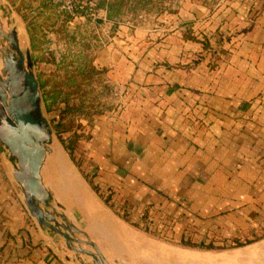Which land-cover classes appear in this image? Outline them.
Wrapping results in <instances>:
<instances>
[{"label":"crops","instance_id":"0c3cea01","mask_svg":"<svg viewBox=\"0 0 264 264\" xmlns=\"http://www.w3.org/2000/svg\"><path fill=\"white\" fill-rule=\"evenodd\" d=\"M225 1L208 10L187 0L150 34L121 26L94 62L121 90L124 109L88 127L79 154L86 175L100 192L110 188L132 223L153 218L162 236L174 230L181 242L264 233V0ZM184 21L196 34H224L215 67L213 54L176 27ZM60 149L46 186L102 249V237L116 234L106 220L128 224L103 208ZM63 162L84 195L63 179ZM16 165L0 142V264H85L32 218Z\"/></svg>","mask_w":264,"mask_h":264},{"label":"rangeland","instance_id":"374dc122","mask_svg":"<svg viewBox=\"0 0 264 264\" xmlns=\"http://www.w3.org/2000/svg\"><path fill=\"white\" fill-rule=\"evenodd\" d=\"M188 1L213 10L216 5L225 0ZM186 2L187 0H154L150 6L142 7L139 12L130 10L125 12L115 22L104 19L102 12L96 20L86 18L67 22L63 14L49 0H0V24L5 30L11 28L18 31L22 50L30 52L37 80L39 78L45 84V89H40L41 104L43 115L54 133L52 149L62 154L60 146L63 148L87 189L90 190L89 182L92 180L86 175L82 166L83 159L79 155L82 154L80 144L86 138L85 133L88 127L99 120V117L117 116L124 109L123 101H120L121 90L107 81L108 70L98 69L94 64L95 59L99 52L111 42L121 26H128L130 29L143 28L150 34L153 30L160 28L159 22L165 16L178 15ZM135 6L134 2L132 8ZM99 8L102 9V7ZM162 8L167 10L160 12ZM28 27L34 32V39L38 46L36 49L32 46ZM176 27L185 28L186 39L200 41L206 54H213L211 66L217 65L220 57L217 53H224V50H220L224 34H220L219 38L214 34L204 35L203 31L201 34H196V27L189 21L178 24ZM162 32L160 34H163ZM3 44L7 45L6 41L0 38V45ZM45 96L51 98L50 109L47 108ZM68 105L70 111L66 114ZM57 127H60V130ZM58 131L63 134L68 144L74 146V160L61 144ZM54 158L55 156L52 162ZM52 162L49 158L46 167L50 169ZM64 162L67 161L64 160ZM48 175L47 172L46 176ZM63 179L68 180L64 176ZM78 183L80 184V181ZM70 187L74 190L72 185ZM109 190L93 191L101 199L102 195L106 198L109 195L112 196L108 193ZM74 193L84 195V193L78 194L77 190ZM61 203L64 205V202ZM110 203L113 205L114 201ZM102 206L117 216L104 202ZM56 210L59 214H68L67 210L62 212L57 207ZM115 210L123 214L118 209ZM58 220L61 222L60 218ZM106 223L116 233L110 242L102 237V251L110 264H264V233L242 237L228 236V238L223 236L216 238L210 235V239L208 236H187L191 240L189 242L193 244L204 243L203 245L209 248L214 244L212 245L214 249L190 248L181 245V237L175 234L174 230H170L164 238L162 235H149L128 223L127 226L117 221L112 224L106 220ZM157 228L153 223L150 225L152 231ZM237 244L243 246L236 248Z\"/></svg>","mask_w":264,"mask_h":264},{"label":"water","instance_id":"95a60500","mask_svg":"<svg viewBox=\"0 0 264 264\" xmlns=\"http://www.w3.org/2000/svg\"><path fill=\"white\" fill-rule=\"evenodd\" d=\"M0 38L7 44L0 45V142L17 163L14 177L24 191L25 206L38 226L61 237L79 260L110 264L98 244L56 210L66 212V207L46 188L54 133L43 115L34 63L30 52L22 50L16 29L0 26Z\"/></svg>","mask_w":264,"mask_h":264},{"label":"trees","instance_id":"16d2710c","mask_svg":"<svg viewBox=\"0 0 264 264\" xmlns=\"http://www.w3.org/2000/svg\"><path fill=\"white\" fill-rule=\"evenodd\" d=\"M154 0H99L98 1V5L99 7H102V9H104L106 11V19L110 22H115L117 19H119L121 16L124 15L125 12L130 11H141L142 7H148L153 3ZM136 3V6L132 8V4ZM62 14L63 17L67 20V22H71V20H73L70 16H68L65 12H62L58 6L54 5ZM167 10L166 8H162V11ZM28 33L29 36L31 38V43L32 46L36 49L38 46L36 45V40L34 39L35 35L33 30H31V28L28 27ZM38 82L40 84V89L44 90L45 89V84L42 83V81L38 78ZM104 88H107L106 86H104ZM51 98H48V96H45L44 100L46 102L47 108L50 109L52 107V105L49 103ZM66 114H69L70 111V107L69 105L66 107ZM60 121H59V125H60ZM58 128V127H57ZM58 130H60V127L58 128ZM68 132V131H67ZM66 132V133H67ZM58 134V138L60 139L61 144L63 145V147L65 148L66 152H68V154L70 155L71 159H73V152H74V146L71 144H68L67 141L63 138V134L61 132H57ZM91 188L97 192V188L93 185L92 182H89ZM102 201L104 202V204L109 207L112 211H114L117 216H119L122 220L126 221L128 224H131L132 226L141 229L142 231H144L145 233L149 234V235H154V236H160L162 230H160L159 228L156 229L155 231L150 230V225L153 223L152 219L147 218V224L145 226H141L138 224H134L132 223L128 217L127 214H119L118 212H116L115 208L113 207V205L110 203L111 202V196H108L107 198L104 197L102 195L101 197ZM167 236H164V238ZM182 246L185 247H190V248H206V249H214L213 246L209 247H205L203 244L197 245V244H193L191 242H186V241H182L181 242ZM243 245L237 244L236 248L242 247Z\"/></svg>","mask_w":264,"mask_h":264},{"label":"built area","instance_id":"2783aa9c","mask_svg":"<svg viewBox=\"0 0 264 264\" xmlns=\"http://www.w3.org/2000/svg\"><path fill=\"white\" fill-rule=\"evenodd\" d=\"M73 20L100 17L98 0H49Z\"/></svg>","mask_w":264,"mask_h":264},{"label":"bare ground","instance_id":"6f19581e","mask_svg":"<svg viewBox=\"0 0 264 264\" xmlns=\"http://www.w3.org/2000/svg\"><path fill=\"white\" fill-rule=\"evenodd\" d=\"M0 26L3 28V26L0 24ZM0 68H1V66H0ZM53 143H54V140H53ZM53 145V144H52ZM52 145H51V148H52ZM56 154V157L54 158V162H52V163H54V164H56V160H57V158H58V156L60 155V152L59 151H54ZM59 160L60 159H58V162H59ZM58 162H57V166L59 167V164H58ZM63 164V168H62V173L64 172L65 173V175L66 176H68L69 178H68V182L70 183L69 185H72L73 187H74V191L76 192V190H77V193L78 194H83L84 193V190L82 189V187L80 186V184L78 183V181L77 180H75V178L73 179V177H72V175L70 174V172L68 171V169H67V167H66V165H65V163L63 162L62 163ZM74 181V182H73ZM46 188L48 189V191L52 194V191L46 186ZM52 196H53V194H52ZM86 200V199H85ZM88 200V202H89V199H87ZM89 204V203H88ZM91 204H93V203H91ZM90 204V205H91Z\"/></svg>","mask_w":264,"mask_h":264}]
</instances>
